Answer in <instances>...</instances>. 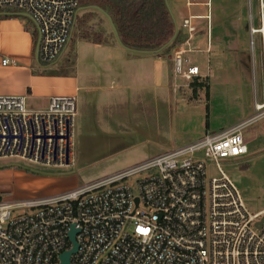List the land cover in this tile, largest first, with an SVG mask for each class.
Wrapping results in <instances>:
<instances>
[{"label":"built area","instance_id":"1","mask_svg":"<svg viewBox=\"0 0 264 264\" xmlns=\"http://www.w3.org/2000/svg\"><path fill=\"white\" fill-rule=\"evenodd\" d=\"M186 1L210 6V0ZM258 6L259 27H249L250 46L252 36L261 34L264 56V0ZM4 10L33 22L37 60L50 64L71 38L78 4L0 0ZM193 19L183 21L188 39L173 61L175 74L188 80L199 75L181 57L196 32ZM209 45L207 24V49ZM1 63L14 64L9 59ZM182 64H187L186 71ZM26 101V96H0V159L72 167L75 97L52 98L44 109H32ZM253 112L224 131L206 133L194 143L68 192L21 202H5L0 196V264H59V256L71 249V226L78 230V247L70 264H264V220L256 226L264 211L246 209L218 164L219 159L248 153L243 131L264 119V87ZM206 162L216 166L217 177H207Z\"/></svg>","mask_w":264,"mask_h":264},{"label":"rangeland","instance_id":"2","mask_svg":"<svg viewBox=\"0 0 264 264\" xmlns=\"http://www.w3.org/2000/svg\"><path fill=\"white\" fill-rule=\"evenodd\" d=\"M210 1L211 7L208 10L202 8L199 13L208 14L204 27L208 23L209 30L213 33L212 52L181 56L191 61H188V65L211 67L208 100L204 90L196 95L192 93L189 84L193 79L188 80L181 74H175L173 61L178 48L166 55L159 54L166 57L173 68L174 74L170 73V76L174 78H170V86L165 87L164 91L159 87L154 88L155 92L150 94L142 91L141 105L134 109L123 106L126 101L133 103L130 100L133 91H123L116 99L119 101V110L101 108L108 92L94 90L95 97L102 99L96 103L93 98L79 104L77 96L73 166L48 168L20 159H0L1 198L5 202L40 198L46 189H36L34 185L30 187L31 182L38 178L61 177L70 184L74 182L81 187L128 170L148 157L175 149L189 140L201 138L206 133V122L208 130L216 133L239 119L252 116V70L255 71L258 101L262 100L264 87L262 35L254 34L253 47L250 46L249 27H259L258 0L249 1V6L248 0ZM168 5L177 29L186 31L182 26L187 11L185 0H168ZM174 5L179 6L180 14L176 15ZM247 7H250V14L247 13ZM78 34L81 35L74 27L64 51L53 63H39L35 58V50L32 52V49L29 52L19 51L16 56L20 59L15 62L25 64L21 58L28 61L32 74L42 77L39 83L41 82L45 94H68L77 78L75 51ZM186 67L187 64H182V70L186 71ZM206 75L207 73L199 72L195 79L208 85ZM0 81L7 82V78L0 77ZM68 96L60 95L49 99L28 97L26 102L32 109H44L50 99ZM205 104L208 106L207 112ZM243 136L248 153L243 157L219 159L218 164L237 187L246 209L254 214L264 209V119L247 127ZM206 172L208 178L218 176L214 164L206 162Z\"/></svg>","mask_w":264,"mask_h":264},{"label":"crops","instance_id":"3","mask_svg":"<svg viewBox=\"0 0 264 264\" xmlns=\"http://www.w3.org/2000/svg\"><path fill=\"white\" fill-rule=\"evenodd\" d=\"M187 3L188 1L185 0L187 11L184 18L194 17L195 19H193V23L195 28H197V31L189 41V48H185L189 51L186 54H210L213 50V33L210 31V45L209 49H207L208 23L206 24V27H204L207 14L199 13L202 8H207V6L203 1L194 2L192 5H187ZM249 4L248 0L247 6H249ZM211 5L212 1H210V7ZM208 9L209 8H207V10ZM179 10V6L174 5L176 15L178 13L180 14V12H178ZM82 12L83 9L78 8L77 18ZM247 13L250 14V7H247ZM99 21L100 18L97 16L91 20V23L95 24V32L103 30L100 43L85 40L79 34L78 38H76L77 50L75 51V56L77 63L75 64V74L77 78L74 81L72 91H69L68 94H45V91H42L43 86L41 82L39 83L42 77H35V75L32 74L28 61H24V59L21 58L25 64H17L15 62L16 59H20L16 56L19 51L29 52L30 49H32L33 52V50H35L37 34L33 22L26 19L24 15L17 14L16 12L7 10L0 11V77L7 78V82L0 81V95H27V100L28 97L49 99L54 96L69 95L76 99L78 96L80 104L81 102H84V100H91L93 98H95V103L99 101L101 102L102 99L98 96L95 97V94H93L94 90H97L101 93L108 92V95L105 94V97L103 98L104 101L102 102L104 103H101L102 109L117 108L119 110V101L116 99L123 91H133V96L130 99L133 103L131 101H126V104L123 106H125L126 109H134L141 105L140 94L142 91L150 94L155 92L154 88L159 87L164 91L165 87L170 86V78H174L173 76H170V73H174L173 68L170 67L166 57L160 56L159 54L143 53L121 47L117 43L114 35H111L112 30L108 21L107 23H105V21L100 23ZM183 32L186 33V37L180 47L188 39V33L186 31ZM3 59H9L10 61H13L14 64L2 65L1 62ZM188 61L190 60L188 59ZM192 65L198 68V74L199 72L201 74L207 73L206 76L208 77L209 86L211 67L202 68L197 64ZM254 72L255 71L253 70L251 71L254 94L253 103L254 100H257ZM104 82L108 83L105 84ZM109 92H112V94L110 95ZM110 97H112L113 100ZM245 119L247 118L239 119V121H236L228 128L244 121ZM208 129L207 126L206 133H215L210 132ZM201 138L189 140L175 149L194 143ZM164 152H160L157 155ZM157 155H154L153 157ZM150 158H152V156L143 161ZM33 185L36 189H46L45 194L40 197L58 195L78 188L74 182L70 184L67 179L61 177L38 178L31 182L30 187H33ZM261 211H264V209Z\"/></svg>","mask_w":264,"mask_h":264},{"label":"trees","instance_id":"4","mask_svg":"<svg viewBox=\"0 0 264 264\" xmlns=\"http://www.w3.org/2000/svg\"><path fill=\"white\" fill-rule=\"evenodd\" d=\"M77 4L83 12L76 19L75 27L81 33V37L88 41L101 42L103 30L94 31L95 24L91 23L94 17L98 16L100 23L103 21L107 23L106 17L91 8L92 6L99 7L111 17L121 43L128 49L157 51L168 43L174 34L173 20L164 0H77ZM185 34L181 28H178L174 39L158 54L166 55L172 49L179 48L185 40ZM111 35L113 36L112 32ZM189 87L192 88L194 95L204 90L205 98L208 100V85L193 78ZM205 109L207 112V105ZM207 126L206 122L205 127Z\"/></svg>","mask_w":264,"mask_h":264},{"label":"water","instance_id":"5","mask_svg":"<svg viewBox=\"0 0 264 264\" xmlns=\"http://www.w3.org/2000/svg\"><path fill=\"white\" fill-rule=\"evenodd\" d=\"M164 2H165V5L167 7V10H168V12H169L172 20H173V24H174V34L171 37V39L168 41V43H166L161 49H159L157 51H153V52H144V51H140V52H143V53H153V54L159 53L164 47H166L174 39V37H175V35L177 33V25L175 23V19H174L172 13H171L170 8H169L168 0H164ZM91 8L98 10L100 13H102L106 17V19H107V21H108V23H109V25L111 27L112 33H113V35H114L117 43L121 47L126 48L125 46H123V44L121 43V41L119 39L117 30H116V28H115V26H114V24L112 22L111 17L108 14H106L102 9H100L99 7H97V6H92ZM38 44H39V41L37 40L36 46H35V58L36 59H37V53H38ZM263 220H264V216L261 217V220L256 224V226L257 227H260ZM77 233H78V230L75 229L74 226H71L70 231L68 233V240H69V242L71 244V249H69L67 251H64L59 256V264H70V257L77 251V247H78L77 242H76V239H75V236H76Z\"/></svg>","mask_w":264,"mask_h":264}]
</instances>
